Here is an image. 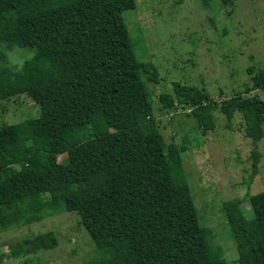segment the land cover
<instances>
[{
    "label": "trees",
    "instance_id": "16d2710c",
    "mask_svg": "<svg viewBox=\"0 0 264 264\" xmlns=\"http://www.w3.org/2000/svg\"><path fill=\"white\" fill-rule=\"evenodd\" d=\"M135 7L136 0H0V102L26 95L40 108L37 117L0 124V232L62 209L77 213L99 245L87 264H228L194 204L185 144L166 143L154 118L143 76L155 81L156 73L136 58L123 16ZM15 48L33 50L20 67L7 63ZM253 70L246 93L219 102L178 83L159 100L188 109L203 134L215 127L217 109L251 112L245 133L256 143L264 100L249 93L264 88V67ZM258 156L252 151L254 172ZM242 203H222L238 264H264V192L248 196L250 227ZM39 240L43 249L56 245L52 231ZM33 251L25 238L8 254Z\"/></svg>",
    "mask_w": 264,
    "mask_h": 264
},
{
    "label": "rangeland",
    "instance_id": "374dc122",
    "mask_svg": "<svg viewBox=\"0 0 264 264\" xmlns=\"http://www.w3.org/2000/svg\"><path fill=\"white\" fill-rule=\"evenodd\" d=\"M136 58L155 70L156 80L143 78L151 94L153 115L166 143L185 144L182 166L194 204L205 225L212 229L228 264H238L235 243L222 208L224 200L238 197L245 216L252 221L248 196L264 192V135L256 143L245 128L251 112L221 113L215 110V127L203 134L189 110L164 108L160 94H173L174 83L196 87L219 102L233 94L246 93L250 74L264 67V0H136L134 9L123 13ZM33 50L15 48L7 63L20 67ZM249 95L264 100V88ZM40 114L39 106L26 95L0 102V124L16 123ZM96 126V122H94ZM41 165L45 149L37 145ZM257 151L256 171L251 157ZM66 162V153L58 155ZM22 166L14 167V170ZM52 231L56 245L43 249L40 235ZM30 238L34 251L11 258L9 250ZM99 245L75 212L43 210L40 219L14 225L0 232V264H87L100 255Z\"/></svg>",
    "mask_w": 264,
    "mask_h": 264
}]
</instances>
